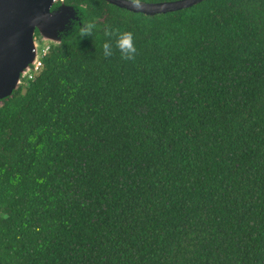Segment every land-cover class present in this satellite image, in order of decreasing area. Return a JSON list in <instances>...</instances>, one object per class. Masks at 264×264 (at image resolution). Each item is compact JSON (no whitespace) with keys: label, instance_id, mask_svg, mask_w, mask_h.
Segmentation results:
<instances>
[{"label":"trees","instance_id":"obj_1","mask_svg":"<svg viewBox=\"0 0 264 264\" xmlns=\"http://www.w3.org/2000/svg\"><path fill=\"white\" fill-rule=\"evenodd\" d=\"M67 1L93 36L0 106L2 264H264V0Z\"/></svg>","mask_w":264,"mask_h":264},{"label":"water","instance_id":"obj_2","mask_svg":"<svg viewBox=\"0 0 264 264\" xmlns=\"http://www.w3.org/2000/svg\"><path fill=\"white\" fill-rule=\"evenodd\" d=\"M104 1L133 13L156 16L188 9L206 0L145 3L143 11L132 8L126 0ZM86 9L87 4L65 0H0V106L20 90L23 74L37 56L36 38L58 42L68 39L83 26Z\"/></svg>","mask_w":264,"mask_h":264},{"label":"clouds","instance_id":"obj_3","mask_svg":"<svg viewBox=\"0 0 264 264\" xmlns=\"http://www.w3.org/2000/svg\"><path fill=\"white\" fill-rule=\"evenodd\" d=\"M126 3L130 4L132 8L140 11H143L146 7L145 0H126ZM96 27L97 25L95 22L83 20V26H79V34L82 37L93 36V32ZM105 35L108 37H115V46L119 50L122 59H135L137 49L134 43V34L132 31H120L119 29H113L110 26H106ZM103 52L105 57L113 55L112 44L110 41L103 45Z\"/></svg>","mask_w":264,"mask_h":264},{"label":"built area","instance_id":"obj_4","mask_svg":"<svg viewBox=\"0 0 264 264\" xmlns=\"http://www.w3.org/2000/svg\"><path fill=\"white\" fill-rule=\"evenodd\" d=\"M45 43L44 47L40 49L39 44L36 45V58L35 61L30 65L29 69L23 74L22 83L24 84L25 81L32 80L36 75L40 73L43 68L44 62L43 59L49 53L53 44L57 45L59 42L55 40H43ZM49 42V45L46 43Z\"/></svg>","mask_w":264,"mask_h":264},{"label":"rangeland","instance_id":"obj_5","mask_svg":"<svg viewBox=\"0 0 264 264\" xmlns=\"http://www.w3.org/2000/svg\"><path fill=\"white\" fill-rule=\"evenodd\" d=\"M46 40H53V39H46ZM36 42L39 44V46H40V49L42 48V47H44V45H45V43L43 42V39H40V38H36ZM49 42H47L46 43V45H49L48 44Z\"/></svg>","mask_w":264,"mask_h":264},{"label":"flooded vegetation","instance_id":"obj_6","mask_svg":"<svg viewBox=\"0 0 264 264\" xmlns=\"http://www.w3.org/2000/svg\"><path fill=\"white\" fill-rule=\"evenodd\" d=\"M66 3H77V4H83L84 2H77V1H67L65 0ZM38 36V34H36V37Z\"/></svg>","mask_w":264,"mask_h":264}]
</instances>
